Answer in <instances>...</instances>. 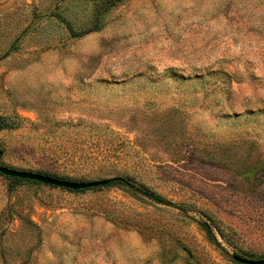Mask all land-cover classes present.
Returning a JSON list of instances; mask_svg holds the SVG:
<instances>
[{"label": "rangeland", "instance_id": "obj_1", "mask_svg": "<svg viewBox=\"0 0 264 264\" xmlns=\"http://www.w3.org/2000/svg\"><path fill=\"white\" fill-rule=\"evenodd\" d=\"M0 264L264 260V0H0ZM208 223L223 249L213 244Z\"/></svg>", "mask_w": 264, "mask_h": 264}, {"label": "trees", "instance_id": "obj_2", "mask_svg": "<svg viewBox=\"0 0 264 264\" xmlns=\"http://www.w3.org/2000/svg\"><path fill=\"white\" fill-rule=\"evenodd\" d=\"M8 127H9V124L6 122V120L4 118L0 117V131L6 129ZM2 156H3V149L0 146V164L1 165H2V163H1ZM44 175H47V176H50V177H55V178H58V179H63L61 177H56L55 175H48V174H44ZM0 176L12 181L13 183H19V182H23V181H29V182H32V183H35V184L39 183V182L25 180V179H20V178H15V177H8V176H4L2 174H0ZM63 180L76 181V180H72V179H63ZM78 182H83V181H78ZM48 186H51V185H48ZM106 186H124L127 189H129L130 191H132L134 193H137V194H140L142 196H145V197H147L148 199L154 201L157 204L166 205V206H170V207H175V208L179 209L180 211H184V208H182L181 206H177V205L165 200L164 198L154 194L153 192H151L147 188L137 184L133 179H131L129 177H113V178H110V182ZM51 187H54V186H51ZM62 189H64V188H62ZM65 190L72 191V192H80V191H85V190H88V189H81V190L65 189ZM201 226L205 230L209 240L213 244H215L217 247H219L220 249H223L222 246L220 245V243L217 241L211 226L208 223H206V222H202Z\"/></svg>", "mask_w": 264, "mask_h": 264}, {"label": "water", "instance_id": "obj_3", "mask_svg": "<svg viewBox=\"0 0 264 264\" xmlns=\"http://www.w3.org/2000/svg\"><path fill=\"white\" fill-rule=\"evenodd\" d=\"M0 174L8 177H15L20 179L35 181L41 184L51 185L54 187H59L69 190L90 189L98 186H105L110 182V179H103V180L89 181V182L67 181L55 177H50L41 173L8 168L1 164H0ZM231 257L235 262L239 264H264V260L245 259L237 255H232Z\"/></svg>", "mask_w": 264, "mask_h": 264}]
</instances>
